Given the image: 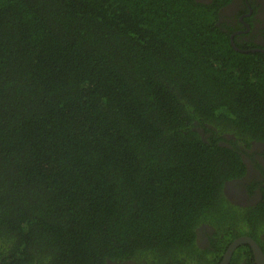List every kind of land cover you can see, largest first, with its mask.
<instances>
[{
	"label": "trees",
	"instance_id": "1",
	"mask_svg": "<svg viewBox=\"0 0 264 264\" xmlns=\"http://www.w3.org/2000/svg\"><path fill=\"white\" fill-rule=\"evenodd\" d=\"M221 7L0 0L1 264H188L264 140V54Z\"/></svg>",
	"mask_w": 264,
	"mask_h": 264
},
{
	"label": "flooded vegetation",
	"instance_id": "2",
	"mask_svg": "<svg viewBox=\"0 0 264 264\" xmlns=\"http://www.w3.org/2000/svg\"><path fill=\"white\" fill-rule=\"evenodd\" d=\"M198 1L212 3L215 0ZM217 1L219 6L222 5L219 10V24L224 26V32L229 33L236 50L264 54V0ZM201 133L205 135L203 129ZM225 137L230 139L232 136L225 134ZM237 151L245 164L244 172L238 177L225 181L222 190L223 199L221 198L225 205H218L216 216L210 223L202 222L198 226L196 241L199 251L192 253L189 259V255L184 256L188 264H219L229 245L241 236L254 238L264 253V217L257 219L258 229L255 228L250 232L249 229L244 228L245 232H239L240 226L251 223L248 215L252 209L257 210L264 196V140H252L249 145L240 144ZM231 230L238 235L231 237L229 243L223 247L227 239L225 236ZM252 232L254 235L250 234ZM247 246L249 250H244L243 247ZM235 257L237 264H256L253 249L247 244L235 249L230 264ZM109 264L113 263L109 262Z\"/></svg>",
	"mask_w": 264,
	"mask_h": 264
},
{
	"label": "water",
	"instance_id": "3",
	"mask_svg": "<svg viewBox=\"0 0 264 264\" xmlns=\"http://www.w3.org/2000/svg\"><path fill=\"white\" fill-rule=\"evenodd\" d=\"M232 42V40H231ZM233 47H235V43H231ZM236 49V47H235ZM247 244L253 249V253L255 256V262L256 264H264V253L260 247V245L257 243V241L252 238L251 236H241L236 238L228 247L226 253L224 254L223 260L219 264H230L231 259L233 257L235 249L239 247L240 245ZM1 264V262H0ZM171 264H179V263H171Z\"/></svg>",
	"mask_w": 264,
	"mask_h": 264
}]
</instances>
